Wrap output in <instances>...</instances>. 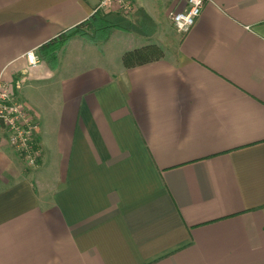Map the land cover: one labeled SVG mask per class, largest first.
Here are the masks:
<instances>
[{
  "label": "crops",
  "instance_id": "obj_1",
  "mask_svg": "<svg viewBox=\"0 0 264 264\" xmlns=\"http://www.w3.org/2000/svg\"><path fill=\"white\" fill-rule=\"evenodd\" d=\"M96 3L0 0V77L40 149L26 170L0 123V264H264V0H207L185 33L183 0L140 3L151 27L111 51L51 42ZM147 43L163 57L122 65Z\"/></svg>",
  "mask_w": 264,
  "mask_h": 264
},
{
  "label": "built area",
  "instance_id": "obj_2",
  "mask_svg": "<svg viewBox=\"0 0 264 264\" xmlns=\"http://www.w3.org/2000/svg\"><path fill=\"white\" fill-rule=\"evenodd\" d=\"M207 0H184V7L172 12L171 21L174 28L185 33L194 25ZM112 7L129 11L131 0H99L98 7ZM93 10H97L96 6ZM24 56L30 66L40 62V57L34 48L25 51ZM11 90L6 81L0 77V121L4 124L8 139L15 149L33 165L39 150L34 143L35 124L28 116L26 108L18 101H14Z\"/></svg>",
  "mask_w": 264,
  "mask_h": 264
},
{
  "label": "trees",
  "instance_id": "obj_3",
  "mask_svg": "<svg viewBox=\"0 0 264 264\" xmlns=\"http://www.w3.org/2000/svg\"><path fill=\"white\" fill-rule=\"evenodd\" d=\"M132 26L133 24L129 20L124 18L119 12H117L112 17L104 15L102 12H99L97 10H94L91 16H89V18L70 28L63 30L55 38H53L51 42H57V44L60 45L71 36L83 34V27H90L92 29L91 32H86L87 34H85L90 41L105 42L114 30V28L128 30L132 28ZM53 57L54 52L49 55V59ZM162 57L163 50L159 45H157L156 43H147L139 47L124 51L121 55V62L124 67L129 68L154 60H158Z\"/></svg>",
  "mask_w": 264,
  "mask_h": 264
},
{
  "label": "rangeland",
  "instance_id": "obj_4",
  "mask_svg": "<svg viewBox=\"0 0 264 264\" xmlns=\"http://www.w3.org/2000/svg\"><path fill=\"white\" fill-rule=\"evenodd\" d=\"M163 1L164 0H131V3H132L131 9L129 11H124V12L122 10L121 11L118 10L117 9L118 7L117 8H112L110 6H108V7H101V6H99L98 7L99 0H97V3H96L95 6L97 8V11L102 12L104 15H108V16H112L113 17V15H115L117 12H119L124 18H126L127 20L133 22L134 25L137 28H140V27L142 28L143 22H144V26L143 27L145 29H149L151 27L150 26L151 24H150V22L145 21V20H147V17L143 16V13H145V12H144L143 8L141 6H139V4L140 3L141 4H146L148 7L151 8V10H153V12H155L159 17H161L162 12H163V4H162ZM174 10L175 9L167 12V18H168L167 21H169V28H171V29H174V25H173V23L171 21V15H172V12ZM91 30L92 29L90 27H88V28L83 27V30L82 31H83V34L84 35L83 34H77V35H79L81 37H84L85 39L89 40L88 37L85 34L91 32ZM113 35L114 36L111 39L109 37L107 39V40H109V42H108V48L110 49V51L112 50V47L115 48V44L118 43V39H119V37L117 36L118 34L114 33ZM100 42H103V41H100ZM12 96L14 97L13 98L14 101H16V102L18 101V103L22 104L23 107L26 108V111L29 114V111H28L26 105L22 101H20V100H18L16 98L15 93H12ZM28 116H30V114ZM0 123H2V122L0 121ZM3 126H4V124H3ZM4 130H5L6 135H7V131H6L5 127H4ZM7 139H8V135H7ZM33 140H34V143L36 145V148L39 150V155L36 157V162H37L38 161V158L40 157V149H39V147L37 146V144L35 142V138ZM8 141H9V139H8ZM9 144L15 149V147L10 143V141H9ZM16 152L19 155V157L21 158V160L25 163V165H27L26 170H28L27 168L36 165V162L33 165L29 164V162H27V160L18 151H16ZM32 168H34V167H32Z\"/></svg>",
  "mask_w": 264,
  "mask_h": 264
}]
</instances>
